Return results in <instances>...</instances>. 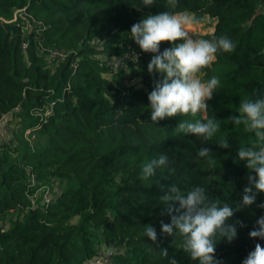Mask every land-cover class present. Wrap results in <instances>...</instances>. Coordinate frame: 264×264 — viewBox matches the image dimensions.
I'll use <instances>...</instances> for the list:
<instances>
[{"label":"trees","instance_id":"1","mask_svg":"<svg viewBox=\"0 0 264 264\" xmlns=\"http://www.w3.org/2000/svg\"><path fill=\"white\" fill-rule=\"evenodd\" d=\"M23 8L45 29L38 35L25 27L28 17L0 22V119L11 114L19 130L13 144L0 147V264H85L110 246L117 248L113 264H170L173 257L177 264H199L182 248L179 233L161 232V221L170 217L160 197L169 184L185 192L201 185L212 202L239 207L249 170L237 150L256 146V137L229 118L239 115L240 101L264 95V0H155L151 6L141 0H0V19L10 21ZM163 11L213 20L204 39L227 35L235 48L218 51L197 73L201 80L220 79L204 115L153 123L148 94L159 74L149 73L154 54L139 48L130 29ZM178 42L162 41L161 50ZM40 45L67 57L51 59ZM48 109L46 118L34 115ZM210 115L221 126L208 141L175 129L182 118ZM220 136L228 137L229 148L216 144ZM203 144L216 157L212 165L198 156ZM162 153L169 164L142 179L143 164ZM45 189L50 203L43 200ZM262 203L259 192L231 218L243 222L231 242L214 237L220 264H242L257 243L264 246L249 236L264 215ZM147 224L157 231L155 241L145 234Z\"/></svg>","mask_w":264,"mask_h":264},{"label":"clouds","instance_id":"2","mask_svg":"<svg viewBox=\"0 0 264 264\" xmlns=\"http://www.w3.org/2000/svg\"><path fill=\"white\" fill-rule=\"evenodd\" d=\"M141 3L151 6L155 0H141ZM194 22L195 18L187 13L163 11L146 15L131 26V39L142 51L154 54L147 65L149 73L159 74L148 94L149 117L153 123L166 117L195 116L204 112L209 108L207 101L220 86L219 77L212 75L207 80H201L197 73L216 59L218 51L230 52L235 44L223 34L212 39L194 38L186 30V26ZM178 40V43H171V46L161 50L162 41ZM238 113V116L233 115L229 119L235 125L242 123L256 137V146L239 147L237 150L238 158L249 170L248 184L243 189L240 202H237L239 207L234 208L227 202L222 205L212 202L206 188L201 185L185 192L177 185L169 184L160 197L170 217V222L161 221V232L169 235L179 233L183 237L182 248L199 264H220L215 257L217 243L222 238L231 242L238 235L237 225L243 226L242 221L230 222L231 218L241 208L252 205L257 193L264 192V95L240 101ZM220 126L221 121L210 115L204 120L182 118L175 129L208 141L217 134ZM216 144L223 149L230 147L227 136H220ZM210 152L213 153L203 144L198 156L212 165L216 157L209 155ZM168 164L167 154L152 158L142 166V179L148 180L157 169ZM259 206L264 207V203ZM256 225L249 231V236L264 240V215L257 218ZM144 231L152 241L157 239V231L151 224L144 225ZM214 237H218L219 241L214 242ZM169 261L170 264H177L174 257ZM242 264H264V246L257 243Z\"/></svg>","mask_w":264,"mask_h":264},{"label":"built area","instance_id":"3","mask_svg":"<svg viewBox=\"0 0 264 264\" xmlns=\"http://www.w3.org/2000/svg\"><path fill=\"white\" fill-rule=\"evenodd\" d=\"M17 17H21L22 19H26V23L24 24L25 27L30 26L33 28L34 33L40 34L42 30L45 29L44 23L40 20H37L35 18H32L31 16H27L25 12V8L16 10L14 12V17L10 21H6L3 19H0L1 23H10L16 21ZM28 42L26 40L21 39L20 47L22 51H26L28 49ZM40 47L47 53L48 57L51 59H58V60H64L67 57V52L58 50L56 48L54 49H44L41 45ZM118 63V60L115 61V66ZM75 69V67H74ZM50 109H48L44 113H35V116H40L41 118L48 117L50 113ZM15 112H22L18 108L15 109ZM15 123H14V117L11 114L3 115L0 119V147L3 146H10L15 142ZM32 130L27 129L23 133V136L25 139H29L32 135ZM35 184V178L32 175L31 176V187H34ZM43 190V189H41ZM43 200L45 203H50L52 200V197L50 196L49 189H45ZM117 248L114 246L107 247L106 250H100V252L97 254V257L93 260L89 261L90 264H113V256L116 253Z\"/></svg>","mask_w":264,"mask_h":264},{"label":"rangeland","instance_id":"4","mask_svg":"<svg viewBox=\"0 0 264 264\" xmlns=\"http://www.w3.org/2000/svg\"><path fill=\"white\" fill-rule=\"evenodd\" d=\"M214 27V21L208 18H204L201 22H194L186 26V30L197 39H204L208 34H210ZM197 77L200 78V75L197 74ZM201 115H204V112H200ZM20 128V127H19ZM18 128H15V133L17 134ZM16 140V138H15ZM34 139H32V142Z\"/></svg>","mask_w":264,"mask_h":264},{"label":"crops","instance_id":"5","mask_svg":"<svg viewBox=\"0 0 264 264\" xmlns=\"http://www.w3.org/2000/svg\"><path fill=\"white\" fill-rule=\"evenodd\" d=\"M37 136H34V139L36 138ZM6 223V222H5ZM103 248V247H102ZM102 250V249H101ZM85 264H90L89 262L88 263H85Z\"/></svg>","mask_w":264,"mask_h":264}]
</instances>
